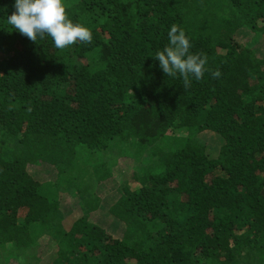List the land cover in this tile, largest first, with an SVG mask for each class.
Returning a JSON list of instances; mask_svg holds the SVG:
<instances>
[{"label": "trees", "instance_id": "16d2710c", "mask_svg": "<svg viewBox=\"0 0 264 264\" xmlns=\"http://www.w3.org/2000/svg\"><path fill=\"white\" fill-rule=\"evenodd\" d=\"M63 2L91 43L0 0V264H264V0ZM173 24L207 57L188 87L154 58Z\"/></svg>", "mask_w": 264, "mask_h": 264}, {"label": "clouds", "instance_id": "9594fccd", "mask_svg": "<svg viewBox=\"0 0 264 264\" xmlns=\"http://www.w3.org/2000/svg\"><path fill=\"white\" fill-rule=\"evenodd\" d=\"M14 8L15 11L7 17V23L34 42L38 37L44 39L50 36L57 49L77 42H92L91 30L68 18L63 0H14ZM167 35L168 45L157 51L154 58L167 76L179 74L184 79V86L188 87L190 76L196 80L204 76L207 57L190 53V40L177 25L173 24ZM219 75V71L213 73L214 77Z\"/></svg>", "mask_w": 264, "mask_h": 264}, {"label": "rangeland", "instance_id": "374dc122", "mask_svg": "<svg viewBox=\"0 0 264 264\" xmlns=\"http://www.w3.org/2000/svg\"><path fill=\"white\" fill-rule=\"evenodd\" d=\"M243 31H244V33H246V29H244ZM204 133L205 134L203 136L206 139L208 146L210 145V147L211 146L215 147L216 145H218L219 142H217V137L215 138L214 134H212L211 132H207V131H205ZM140 162L144 163V159L141 160ZM133 163H134V161L132 160V158L125 155L122 158L118 159V161L113 165L112 169H114V171L116 173V177L111 176L110 180L105 181V192H107L105 201H110L111 198H115L118 196L119 191H115L116 187L118 186V184L123 183V181H125V178L129 179L130 173L132 171V164ZM47 171H48L47 169L43 168V174L47 173ZM113 178H115V179L113 180ZM130 186H132V185H130ZM103 189H104V187H103ZM111 190H113V191H111ZM111 192H114V193H111ZM64 206L66 208V211H73L72 213H75L77 217L79 215H81V211L77 207L78 205H75L74 200L72 198L69 199L68 201H66ZM52 253H53V251L51 250L47 255H51ZM15 258H16L17 262L12 258L9 261V262H11L9 264H15V263L16 264H27V263H24L22 260H19V258H17V257H15ZM26 258H27V256H26ZM24 261H26V259Z\"/></svg>", "mask_w": 264, "mask_h": 264}]
</instances>
